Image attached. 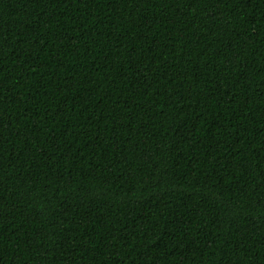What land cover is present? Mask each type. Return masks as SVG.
Returning <instances> with one entry per match:
<instances>
[{"label": "trees", "instance_id": "obj_1", "mask_svg": "<svg viewBox=\"0 0 264 264\" xmlns=\"http://www.w3.org/2000/svg\"><path fill=\"white\" fill-rule=\"evenodd\" d=\"M0 264H264V0H0Z\"/></svg>", "mask_w": 264, "mask_h": 264}]
</instances>
